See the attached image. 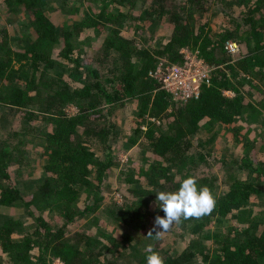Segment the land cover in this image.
<instances>
[{
    "label": "trees",
    "instance_id": "1",
    "mask_svg": "<svg viewBox=\"0 0 264 264\" xmlns=\"http://www.w3.org/2000/svg\"><path fill=\"white\" fill-rule=\"evenodd\" d=\"M1 3L32 13V33L15 46L0 36V264H147L149 244L164 264H264V138L251 127L264 128V90L255 84L264 83V0H98L90 15L76 8L62 24L54 1ZM93 37L100 54L87 51ZM229 41L247 51L235 59ZM185 48L212 69L186 100L151 74L162 61L182 63ZM252 90L262 101H252ZM69 105L78 112L69 114ZM217 124L243 148L240 156L224 153L223 192L215 177L193 173L207 155L217 157L194 136ZM194 141L205 152L189 155ZM133 148L137 158L121 161ZM12 167L18 176L22 167L37 174L31 189ZM190 176L216 206L184 220L192 240L170 253L147 237L143 221L165 215L157 193L178 191ZM122 181L133 200L118 205L111 192ZM84 220L87 233L73 230ZM232 220L240 226L228 230Z\"/></svg>",
    "mask_w": 264,
    "mask_h": 264
},
{
    "label": "rangeland",
    "instance_id": "2",
    "mask_svg": "<svg viewBox=\"0 0 264 264\" xmlns=\"http://www.w3.org/2000/svg\"><path fill=\"white\" fill-rule=\"evenodd\" d=\"M54 1L53 7H51L54 10V14L52 13L53 17L56 18L55 21H59L60 24H62L64 21H70L71 16L68 13H71L73 10L76 8H79V11H81V14H88L90 15L91 12L94 11V9L99 8V4H95L96 1L98 0H49L50 3ZM213 4L216 3V0H212ZM7 5H4L1 3L0 0V36L4 33L7 34V38L9 39V42L12 46L15 45H20L22 44V39L23 38H28L31 36L32 30H31V14L29 11H25L24 9H16L15 7L8 8L6 7ZM235 7V13H233L234 17H240L241 16V9L238 7V5H234ZM61 9H63L64 13L62 15H58L57 12ZM70 10H68V9ZM229 18V17H228ZM230 19V18H229ZM231 20V19H230ZM100 39V38H99ZM99 39H96L93 37L92 43L93 45H89V49L87 51L92 55L94 53L100 54L102 52V48H98V43ZM241 51L240 54L234 55L235 59L236 57L241 56L243 53L247 51V48L245 47L244 44L240 45ZM84 51V48H83ZM86 53V52H85ZM89 54V59L91 58V55ZM108 57L107 59H109ZM99 59V57L97 58ZM106 59V60H107ZM255 84L258 85L262 90H264V83L262 81H259L257 78L255 80ZM254 92V97H252V101L259 103L261 98L263 97L262 94H260L256 90H252ZM229 95L233 94L231 91H227ZM251 97H249L250 99ZM67 112L71 115L75 114L78 112V109L74 105H69L67 107ZM119 119V118H118ZM18 118L13 117V123L16 122ZM120 124H122L120 122ZM254 128V131L252 133H257L259 131L263 132L262 138H264V128H261L260 125H258L256 122L251 126ZM12 130V126H8V129ZM6 132V131H5ZM3 132V133H5ZM215 136V139L212 141H207L211 136ZM7 137V136H2ZM197 141H203L204 145L202 146L203 148L207 149L208 151H211L213 156H217L215 158H212L210 155H207V160L206 162H201L199 166L193 170L194 174H200V173H208L212 177H215V182L217 179V184L218 188L223 192L226 190V186H221L223 181H224V176L225 173L229 171V166H223L222 165V160L224 153L226 155L230 156H235L236 155H242L239 154L242 152L243 148L238 145V143L235 142L234 140V132L232 129H230L228 126L224 125H216L213 127V129H206L203 128L199 130V132L194 136V140ZM0 140H1V135H0ZM13 140V139H11ZM18 140V139H17ZM136 147V146H134ZM197 145V142L194 141V145L192 148L189 149L188 154L189 155H195L198 151L203 150L205 152V149H203ZM31 149V146H30ZM133 154V160L137 158L138 153H137V148L130 149L127 151L125 154L121 153L120 159L121 161L125 162L129 156ZM264 154V148L260 151V155ZM221 157V158H219ZM261 157V156H260ZM218 158V159H217ZM260 160V158H259ZM129 166V164H128ZM127 167V166H126ZM23 169L26 170V172L20 174L16 173L15 167L11 168L12 173L15 172V178L19 184L26 190H29L33 187V182L34 179L37 177V174L35 172L29 173L27 170L31 169L29 167H22ZM15 170V171H14ZM126 170V169H125ZM116 175L121 177V180H124L122 176H124V173L122 170L118 169L116 171ZM111 185L114 187H118L119 182H111ZM128 185L122 181L121 182V187L117 190H114L111 192V196L114 198V201L118 202V205L123 204L125 201L131 202L133 200V196L131 193L127 192ZM256 211L260 209H256V206L253 207ZM19 210V209H18ZM5 212V211H4ZM14 209H7L6 213H13ZM158 216L155 215L154 213H148L143 221V223L146 225V228H144V233L149 232L150 229L153 228L154 226V221L155 217ZM159 216H164V215H159ZM183 222L184 220L179 223L174 225L170 231L165 233L161 238H160V246L161 247H169L170 253H177L178 247L181 245V242L183 241H191L192 240V230L189 228L188 224L191 226V223H187L185 225V228H183ZM88 221L84 220V222L78 223L73 227V230L76 231H84L88 232L90 229V226L88 225ZM228 230L235 229L237 226H240L238 223H236L235 220L231 221L230 225H225ZM233 236V235H232ZM156 239V238H155ZM137 241H140L143 245H147L149 242V239L146 238V236H140L137 237ZM53 264H63L59 260H55Z\"/></svg>",
    "mask_w": 264,
    "mask_h": 264
},
{
    "label": "clouds",
    "instance_id": "3",
    "mask_svg": "<svg viewBox=\"0 0 264 264\" xmlns=\"http://www.w3.org/2000/svg\"><path fill=\"white\" fill-rule=\"evenodd\" d=\"M157 204L164 216H156L154 226L147 237L160 239L171 228L188 219H201L211 214L216 206V198L207 187H198L195 177L183 179L178 191H160L157 193ZM155 233V235L153 234ZM147 264H164L163 257L149 244L145 248Z\"/></svg>",
    "mask_w": 264,
    "mask_h": 264
},
{
    "label": "built area",
    "instance_id": "4",
    "mask_svg": "<svg viewBox=\"0 0 264 264\" xmlns=\"http://www.w3.org/2000/svg\"><path fill=\"white\" fill-rule=\"evenodd\" d=\"M226 49L232 55L240 54V44L229 41ZM183 62L180 64L160 62L151 74L163 83L167 91L184 100L198 96L201 85L209 83L211 67L199 55V51L182 49ZM228 93V92H226Z\"/></svg>",
    "mask_w": 264,
    "mask_h": 264
}]
</instances>
